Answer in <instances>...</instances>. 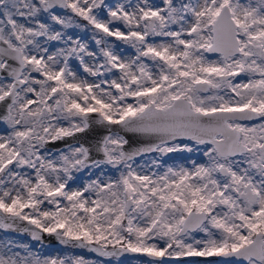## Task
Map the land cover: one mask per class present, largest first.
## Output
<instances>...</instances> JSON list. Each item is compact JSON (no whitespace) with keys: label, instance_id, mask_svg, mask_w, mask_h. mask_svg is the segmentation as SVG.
<instances>
[{"label":"snow or ice","instance_id":"6c2138e0","mask_svg":"<svg viewBox=\"0 0 264 264\" xmlns=\"http://www.w3.org/2000/svg\"><path fill=\"white\" fill-rule=\"evenodd\" d=\"M88 26L99 55L67 31ZM73 57L98 82L78 77ZM0 108V229L148 264H264V0H0ZM94 125L108 132L102 161L83 144L42 152ZM121 133L147 143L126 151ZM201 145L205 163L133 167ZM104 163L124 170L69 186ZM24 249L0 243V264H95Z\"/></svg>","mask_w":264,"mask_h":264},{"label":"rangeland","instance_id":"374dc122","mask_svg":"<svg viewBox=\"0 0 264 264\" xmlns=\"http://www.w3.org/2000/svg\"><path fill=\"white\" fill-rule=\"evenodd\" d=\"M123 2V0H114L109 2L110 4L115 5L116 3ZM152 3L160 4L161 0H151ZM82 24H86V22H81ZM70 35L73 36L74 39H79L82 43L88 45L90 51H95L99 55V46L96 45L95 40L93 39L95 33L93 32L90 26L88 27H76L67 30ZM158 41L160 38H156ZM115 50L118 54H120L124 59H131L135 56V49L131 48V46L121 42L114 41ZM62 45H56V47H60ZM53 51L55 48L52 49ZM211 58L216 59L217 56L213 55ZM88 59L87 57L85 58ZM70 66L73 70L76 71L77 76L80 78L88 79L89 81L97 80L98 78H94L89 76L86 72L83 71V67L80 65L79 60L73 57L69 61ZM111 76V74H109ZM115 78V77H111ZM10 132V128L8 125L0 121V135H4ZM187 142V141H186ZM191 143V142H188ZM78 146V145H74ZM197 150L194 152H177L170 153L169 156H161L159 153H153L151 155L141 156L136 158V162L133 164V167L139 165L141 169L144 171H157V169L152 166L151 162L153 159H158L162 164L166 166H177L184 165L187 167L191 166V161H196L197 163H205L207 161V157L204 156L205 146H196ZM68 147L63 148L59 152H55L53 150H49L46 147L42 149V152L50 153L53 158L59 155L61 152H66ZM123 166H113L111 164H101L100 167H90L85 168L80 172H75L73 174V180L69 181V186L73 189L82 188L90 181L100 178L103 181H107L109 178L115 180L119 177L120 172L123 171ZM163 171V168L160 169ZM78 181L74 185H70L71 182ZM47 207H50L46 205ZM202 235V234H201ZM12 242L13 250L21 252L24 254V246H27L28 249L38 254L41 258L52 257V258H65V257H77L83 256L85 259L95 262V264H148V260L150 258L144 256L143 254L134 253V255H130L125 253L124 255L117 257H101L98 254L96 255L94 252L89 251L85 248L74 247L72 244H62L58 248H50L43 243L38 242L30 237H25L22 235H11L4 229H0V243L4 242ZM215 257H186L182 258L180 264H215Z\"/></svg>","mask_w":264,"mask_h":264},{"label":"water","instance_id":"95a60500","mask_svg":"<svg viewBox=\"0 0 264 264\" xmlns=\"http://www.w3.org/2000/svg\"><path fill=\"white\" fill-rule=\"evenodd\" d=\"M112 1L114 0H106V2L108 3ZM2 115H3V108H0V116ZM107 134H108L107 129H105L104 127L100 125H94L90 129H88L86 132L77 134L76 137H69V138H64V139L57 140L54 142H49L48 144L45 145V147L49 150L59 152L65 147L83 144L91 149L90 160L102 161L104 159L103 154L100 152H97L95 146ZM121 135H124L125 138L129 140V144L125 145L126 151H132L136 148L142 147L145 143H147V138L138 136L136 134L121 133ZM151 154L153 153H146L143 156L151 155ZM169 155L170 154L166 155L165 157ZM138 157H141V156H138ZM26 223L27 222H24L25 225ZM21 226L23 227L24 225H21ZM5 231H7L11 235H22L25 237L32 238L29 232H22L18 230H5ZM38 242L43 243L44 245L50 248H53V249L58 248L61 245V242L57 239V237L54 234L49 235L47 233L43 234L42 241H38ZM127 254L134 255V253H127ZM220 259L221 258L215 257L214 260L218 261Z\"/></svg>","mask_w":264,"mask_h":264},{"label":"bare ground","instance_id":"6f19581e","mask_svg":"<svg viewBox=\"0 0 264 264\" xmlns=\"http://www.w3.org/2000/svg\"><path fill=\"white\" fill-rule=\"evenodd\" d=\"M75 183H78V181L71 182L70 185H74ZM95 253V252H94ZM97 255V253H95Z\"/></svg>","mask_w":264,"mask_h":264}]
</instances>
